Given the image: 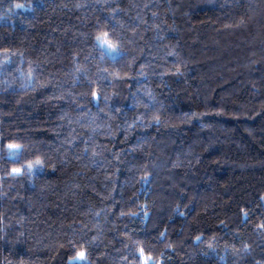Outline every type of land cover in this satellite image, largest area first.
<instances>
[{"label": "trees", "instance_id": "1", "mask_svg": "<svg viewBox=\"0 0 264 264\" xmlns=\"http://www.w3.org/2000/svg\"><path fill=\"white\" fill-rule=\"evenodd\" d=\"M80 252L264 264V0H0V264Z\"/></svg>", "mask_w": 264, "mask_h": 264}, {"label": "snow or ice", "instance_id": "2", "mask_svg": "<svg viewBox=\"0 0 264 264\" xmlns=\"http://www.w3.org/2000/svg\"><path fill=\"white\" fill-rule=\"evenodd\" d=\"M18 7H19V5H18ZM106 35L107 34H105V36ZM98 39H100V38L98 37ZM102 43L106 44L112 51H116L115 46L112 45L106 39L103 40ZM7 147L10 150V155H15L20 150V148H21V146L20 145H17V144H8ZM41 163L42 162L40 160H37L36 161V164L37 165H40ZM32 167H33V165H31V164L28 165L29 170H31ZM20 171H21V169H13V172H16V173H19ZM85 259H86V257H85L84 252H80V253H78L75 261L73 262V264H78V261L85 260Z\"/></svg>", "mask_w": 264, "mask_h": 264}, {"label": "rangeland", "instance_id": "3", "mask_svg": "<svg viewBox=\"0 0 264 264\" xmlns=\"http://www.w3.org/2000/svg\"><path fill=\"white\" fill-rule=\"evenodd\" d=\"M106 37H100L99 43L102 46V48L111 56V57H117L119 54V51L116 49V51H112L106 44L102 43L103 40H105ZM107 40V39H106ZM108 41V40H107Z\"/></svg>", "mask_w": 264, "mask_h": 264}]
</instances>
